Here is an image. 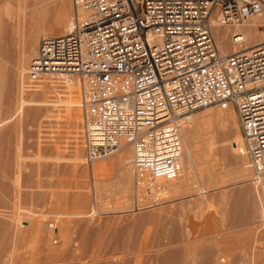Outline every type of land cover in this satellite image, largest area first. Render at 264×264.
Segmentation results:
<instances>
[{"label": "rangeland", "instance_id": "1", "mask_svg": "<svg viewBox=\"0 0 264 264\" xmlns=\"http://www.w3.org/2000/svg\"><path fill=\"white\" fill-rule=\"evenodd\" d=\"M0 1L11 5L13 11L21 10L18 9L21 0ZM48 2L44 0L49 5ZM251 16L259 23L256 28L261 38L255 42L247 37L239 44L231 41L230 32L244 34L245 23L218 26L226 30L231 49L228 52L264 40V8ZM21 21L16 18L12 22L1 12L0 29L5 37L2 35V39L0 35V70L4 74L3 81L0 80V222L6 223L10 236L22 231L26 238L16 246V253H10V248L3 250L0 264H136L138 258L137 264L152 263L170 250L183 247L181 242H169L173 228L180 229L185 242H197L196 249L200 243L212 242L207 238L212 236L220 243L246 246L250 253L254 248L264 251V186L260 184H264V174L255 177L252 173L232 108L226 109L224 116L218 114L222 108L215 105L193 111L194 117L204 111L214 114L211 130L202 131L198 134L201 139L199 136L195 139L193 159L184 158L185 167L180 166L174 179H158L160 190L138 192L133 185L132 165L117 161L116 157L124 150L89 164L84 162L79 88L77 102L70 107V84L64 82L65 77L46 74L45 88L42 80L28 79L18 84L12 77L21 34L30 25ZM45 34L56 33L43 31L38 40ZM214 38L218 49L225 52L215 35ZM4 49H8L5 51L8 57L3 54ZM50 77L54 78L53 82ZM19 103L24 107L18 108ZM101 167L106 170L100 172ZM253 185H258L259 192L250 205L251 222L244 227L238 224L232 227L227 220L221 221L218 206L222 204L223 194L226 193L225 198L233 191ZM64 214L71 215V219ZM61 218L64 225L67 223L70 242L61 236V223L59 226L54 222ZM38 219H43L41 222L45 225L43 240L35 233ZM52 222L55 228L46 231L47 224ZM144 233L147 235L142 241ZM92 236L102 242L91 243ZM53 253L56 254L54 261L46 257ZM10 254L15 256L12 258ZM196 257L194 264L200 259Z\"/></svg>", "mask_w": 264, "mask_h": 264}, {"label": "built area", "instance_id": "2", "mask_svg": "<svg viewBox=\"0 0 264 264\" xmlns=\"http://www.w3.org/2000/svg\"><path fill=\"white\" fill-rule=\"evenodd\" d=\"M70 4L67 31L39 38L27 75L77 80L85 163L129 146L134 188L156 192L158 179L180 172V123L231 105L252 173L264 174V40L221 52L212 31L240 25L262 0ZM229 36L242 41L236 30Z\"/></svg>", "mask_w": 264, "mask_h": 264}, {"label": "bare ground", "instance_id": "3", "mask_svg": "<svg viewBox=\"0 0 264 264\" xmlns=\"http://www.w3.org/2000/svg\"><path fill=\"white\" fill-rule=\"evenodd\" d=\"M21 1H22V3L20 2L21 5L18 4V5H20V6H18L19 7L18 9L19 10L21 9L20 11H16L17 9H15V11H13L11 9V5H5L4 3H2L0 1V22H1V12H4L7 14L8 19H10L12 22L16 18L17 19L21 18L22 19L21 23H27L28 22L27 24H30V25H28L29 27H27V29H26L27 31L25 30L26 32H24V34L23 33L21 34L22 40H21V43H19V46L17 47L18 48L17 49L18 55H17L16 61L14 64L15 68H14L12 77L17 80L18 84H23L25 81H27L29 79V77L27 75V63H28L30 57L32 55H34V53H36V48H37V43H38L37 41H38L39 34L42 33L43 31H46V30H49L51 32H55L56 34H61L65 31H67V29L69 27V17H70V13H69L70 2H69V0H49V2H50V3L48 2L49 5L45 4L44 0H21ZM30 1H32V2H30ZM262 8H264V0H262ZM252 17L253 16L249 15L242 22V23H245L246 31L244 34L243 33L241 34V40L242 41L239 43H242L244 41V38H246V37L250 41H254V42L257 41V39L261 38V36L258 35V33H257L258 30L256 28L259 23L257 24L255 19H251ZM4 22H2V23H4ZM3 25H2V27H4ZM218 26L219 25H213L212 31L214 29V35H215L218 43L220 44V46H222V48L225 52H228L231 49L229 48L230 46H228V43L226 41V36H225L226 30L223 28H219ZM1 30H2V28L0 29V35L3 39L5 36H4V34L1 33ZM239 43H236V44H239ZM7 50L4 49V51H3V54H5L6 56L8 53H5V51H7ZM2 70H0V80L1 81H3V78H4V74H3ZM25 72H26V74H25ZM56 75H60V76L65 77L66 79L64 82H67L68 84H70L69 88H68L69 89L68 95H71L70 97L72 100L70 101V107H72V105H74V103L77 102V100H76V98H77L76 97V89L78 88L77 87L78 86L77 80L72 75H69V74H56ZM47 76L46 75L39 76L38 78L33 79V80H38V81L42 80V82H43L42 86H44V88H45L47 85V84H45L47 82ZM50 81L53 82L54 78L50 77ZM32 82H34V81H32ZM43 92H45V89H43ZM20 103H24V102H20ZM20 103H19L18 108H23L25 103L23 106H22V104L20 105ZM221 108L223 111L218 112V114L220 116L226 115V109H228V108L233 109V107L231 105H227V106L221 107ZM216 117L218 118V116H216ZM213 119H214L213 113L208 112V111H204L203 113H201L197 117H194V115L190 114L187 117V119H185L182 123H180L179 133H180V138H181V149H182V153H181V157H180V166L181 167L182 166L185 167L183 164L184 162L187 161V160L184 161L185 157L187 159L191 160V158L193 156V147L196 143L195 139H197L196 137L199 136L198 134L202 133V131H210L211 130L212 125H213ZM214 124H215V122H214ZM240 136H241V134H240ZM199 138H200V136H199ZM199 138H198V140H199ZM241 139H242V137H241ZM182 141H183V144H182ZM220 145H221V143H220ZM125 148H127V150H129L131 152V155H132V151H131V148L129 146H124L112 154L116 155L118 153V151L120 152L121 150L126 151ZM124 151L122 152L121 156H119V154L117 155V156H119V157H116L117 161L122 160L123 163H125V164H128V163L131 164V156H129L130 152L126 153ZM112 154H110V155H112ZM183 154H184V157H183ZM105 158H107V157H105ZM94 161H92V162H94ZM105 170L106 169H104L102 167L99 169L100 172H104ZM130 171H131V169H130ZM94 172H96V171H94ZM127 172H129V171H127ZM260 176H262V175H259L257 177H260ZM174 178L175 177L169 178V179H174ZM163 179H165V178H163ZM244 181L245 180L241 181V183H243ZM260 184H262V186H264L263 183L260 182ZM2 187L4 190L5 186H2ZM5 191H6V189H5ZM258 192H259L258 185H253L252 187H250L249 189L247 188L246 190L241 189L238 191H233L231 194H229V195L227 194L228 196L225 198H224V196L226 193L223 194L224 196L220 195V197L223 196V198L220 199L222 204H220L218 206V211H219V215H220L219 219H221V221L227 220V222L230 226H232V225L235 226L238 224V226L244 227L246 224H248V222H251L252 208L250 207V205L254 202V195H257ZM212 201L213 200L211 199V202ZM209 203H208V205H211V203L210 204ZM254 207L256 209V206H254ZM3 213H4V211H3ZM68 215H65V216H68ZM70 216L71 215H69V217ZM55 218H56V216H55ZM62 219H64V218H61V220H55V221L53 219L52 220L55 222L56 225H59L61 223L60 224L61 226L59 225L60 226L59 228L61 229V236L63 237L64 241L70 242L69 239H71V238L68 234V229H67L68 226L66 225L67 223L65 224L67 226L66 227L64 225L65 221L63 222ZM70 219H71V217H70ZM41 221H40V219H38L39 223H38L37 230L35 231V233H37V235L42 239V238H44L43 237L44 235L42 233H43V228L45 225H43ZM56 225H54V223L51 225L47 224L46 231H47V228L53 229V228H55L54 226H56ZM8 229L9 228H7L6 223L0 222V254L6 248H10V250H9L10 253H13V252L16 253L15 252V248H17L16 246L19 243H21L22 241H25L24 239L26 238V234L22 233V231H16L15 233H13V235H11L12 236L11 237L9 235ZM46 234H47V232H46ZM223 234H225V233H223ZM241 234H243V233H241ZM146 235L147 234L142 236V238H141L142 241L146 239ZM83 237L85 238V235H83ZM84 238H81V239L83 240ZM207 238L212 240V242H210V243L209 242H205V243L202 242L204 244H201V243L198 244L199 248L196 249L195 245H197L196 244L197 242L196 243L185 242L181 237L180 229L173 228L172 233L170 234L169 242H170V240L173 241V243L174 242H176V243L181 242V246H183V247L181 249H177L178 248L177 247L175 250H173V249L170 250L172 252L169 251L161 259L157 260L156 262H154V260L152 261V263H150V262L148 263L146 261V262H144V264H153V263H155V264H180V263H182V264H194V261L197 258L196 257L197 255L200 257L198 264H264V251L262 252V250L260 248H254V250L250 253V252H248V249L246 248V246H234V245H231V242L227 243L224 241L222 243H220L219 241H215V239L212 238V236H208ZM10 239H11V241H10ZM86 239L87 238H85V240ZM186 240H188V239L186 238ZM157 241H160V240L157 239ZM66 242L64 244H66ZM90 242L95 244V243H99L102 241H101V239H99V237L92 236ZM118 242H121V241H118ZM182 243H184L185 245H183ZM81 244H83V243H81ZM143 244H146V243H143ZM141 245H140V247H141ZM134 247H136V246H134ZM53 248H55V247H53ZM49 249L51 250L52 248H49ZM49 249H47V250H49ZM55 250L52 252H55ZM59 250L57 249L56 251H59ZM59 254H57V255H59ZM55 255H54V253L53 254H46V257L52 258V260L53 259L55 260V258H56V257L54 258ZM1 256H2V254H1ZM10 256H12V258H13L15 255L13 256L10 254ZM148 257L149 256L146 255V258H148ZM151 258H152V256H151ZM47 261H48V259H47ZM138 262L140 263L139 258H138L136 264ZM47 263L49 264L51 262H47Z\"/></svg>", "mask_w": 264, "mask_h": 264}]
</instances>
